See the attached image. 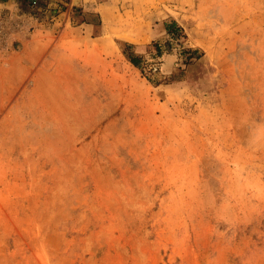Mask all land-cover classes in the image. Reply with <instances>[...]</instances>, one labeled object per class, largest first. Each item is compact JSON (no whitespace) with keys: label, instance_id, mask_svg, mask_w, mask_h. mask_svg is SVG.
Segmentation results:
<instances>
[{"label":"rangeland","instance_id":"rangeland-1","mask_svg":"<svg viewBox=\"0 0 264 264\" xmlns=\"http://www.w3.org/2000/svg\"><path fill=\"white\" fill-rule=\"evenodd\" d=\"M4 1L0 264H264V0Z\"/></svg>","mask_w":264,"mask_h":264},{"label":"crops","instance_id":"crops-1","mask_svg":"<svg viewBox=\"0 0 264 264\" xmlns=\"http://www.w3.org/2000/svg\"><path fill=\"white\" fill-rule=\"evenodd\" d=\"M80 3L86 0H78ZM0 6H6V1L1 2ZM37 47L22 42L18 49H13L15 52L10 54V51L5 53V56L0 60V81H12L14 79H21L23 76L24 65L33 63L34 57L39 54L41 48L39 44ZM1 53V51H0ZM21 58V59H19Z\"/></svg>","mask_w":264,"mask_h":264},{"label":"trees","instance_id":"trees-1","mask_svg":"<svg viewBox=\"0 0 264 264\" xmlns=\"http://www.w3.org/2000/svg\"><path fill=\"white\" fill-rule=\"evenodd\" d=\"M164 26L168 34H174L181 31V27L174 20H171L169 22L165 21ZM151 45L155 50V54L159 56L164 46L157 41L152 42ZM187 51L190 55L196 53V49H188ZM122 52L134 67L140 69L141 71L144 69L143 56L133 50V44L125 43L122 48Z\"/></svg>","mask_w":264,"mask_h":264}]
</instances>
